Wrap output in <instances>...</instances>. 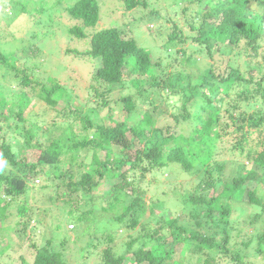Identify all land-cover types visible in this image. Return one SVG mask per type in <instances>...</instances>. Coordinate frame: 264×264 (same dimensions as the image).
Here are the masks:
<instances>
[{"label": "trees", "instance_id": "1", "mask_svg": "<svg viewBox=\"0 0 264 264\" xmlns=\"http://www.w3.org/2000/svg\"><path fill=\"white\" fill-rule=\"evenodd\" d=\"M119 1L128 12L140 7H150L148 0ZM249 1L195 0L196 9L204 11L199 15L203 16L202 22L191 24V28L197 30V35L192 39L197 43L196 51L214 59L217 53L221 56L229 55V51L240 49L239 47L242 46V48H250L255 52L254 56H257L264 40V18L262 14H253L248 5ZM111 4L107 9L114 8ZM32 12L37 14H31ZM56 13L60 19L63 16L71 21L79 20L81 26L70 24L69 31L75 37L84 39L88 30L84 26L90 29L96 27L100 19V6L98 0H76L72 5L69 3L66 5V0L38 2L0 0V68L2 67L8 75H13L15 72L14 79H17L19 89H22L20 100L16 103L20 107L19 112L13 113L12 108L9 107L10 102H7L4 96L0 98V106L3 107L0 108V158L9 165L8 170L0 163V230L5 219L15 210L18 215L16 225L24 232L28 233V230L33 228V224L39 223L28 203L15 205L12 202L20 196L27 197L33 188H36L38 178L54 177L59 179V195L66 199L64 211L69 216L68 222L74 223L73 228L77 227L76 230L83 223L93 225L94 209L97 208L98 200L99 206L105 213L115 214L112 219L118 221L121 227L133 231L139 230L141 226V231L145 232L135 239L132 238L134 236L129 235L123 246L116 244L114 231L88 232L85 238L87 245L79 250V264H86L85 259L91 256H94L99 264H163L175 253L177 244L181 241L186 244L191 242L195 253L205 257L203 264H219L223 258L220 256L226 253L227 245L231 240V224L237 220L236 218H240V216L234 217V213L242 210L240 206H236L238 202L246 201L244 199L246 197L260 210L257 216L263 217L264 221V193L262 197H257L255 190H248L243 194L241 189V186L248 185L251 179L256 180L260 172L264 173V74L261 73L260 65L249 69L250 75L253 74V70L257 71L258 76L262 75L259 80H254L253 76L245 78L238 65L234 67L232 57L226 62L223 73L220 72V67L216 66L215 60L206 69L194 70V73L183 74L176 69L168 72L166 68L170 69L171 66L175 68L174 64L185 68L197 66L201 58L184 51L187 55L186 60L166 63L161 57L159 60L154 58L150 48L140 46L134 37H124L117 27L97 29L90 37L88 50L83 53V56L98 64L92 76L93 81L105 86L107 88L105 91L109 92L113 86L123 85L127 81L126 75L130 73L138 76L132 80L135 85L138 84L139 77H142L150 81L148 84L151 88L159 90L168 87L172 94L180 92L183 96L182 106L173 117L175 126L186 125L190 128L189 135L180 133L170 126H155V115L149 111L142 115L137 126L116 120H113V126H108L95 123L94 119L86 116L81 117L82 133L77 134L72 126H68L64 134L60 135L62 138L46 139L47 143H44L36 130L25 127L21 134L24 135L27 146L15 150L13 145L1 140L2 122L7 121L11 114L19 120H25L23 109L28 105L29 96L23 87H32L34 84V77L29 74L31 68L25 64L20 65L17 52L21 50L25 55L24 48L26 44H30L34 48L33 52L38 50L39 54V49L33 46V41L38 39L37 33L31 32V36H27L28 39L24 38V35L35 22L42 23V19L44 20L46 16L54 22ZM19 18H22V21L16 23ZM176 38L183 41L178 33H175L170 40ZM5 46L11 49L4 51ZM71 51L82 56L78 50ZM166 53L165 58L169 60L171 55H177L170 53L169 50H166ZM170 62L172 65H169ZM225 71L227 74H224ZM196 76L200 83L193 85L191 80ZM50 80L51 86H42L38 96L49 105H55L53 95L63 90L64 94L62 92L60 94L69 102L70 96L66 95L65 88L56 83L55 79ZM177 80L179 86L176 84ZM225 85H229L230 90L237 86L241 87L237 92L233 109L228 111L234 123L238 120L241 122L234 131L238 137L232 149L245 155L244 157L249 159L248 163L252 161L255 165L249 172H244L250 163L249 165L240 163L238 168L240 175L232 177L227 182L221 174L226 165H220L219 175L215 176V169L210 166V161L217 155V141L231 137L233 133H229L222 125L220 111L211 112L207 119L204 118L214 102L211 95ZM92 86L91 89L100 94L99 89ZM121 99L128 113L135 110L136 104L131 95ZM240 109L243 112H239ZM109 119L112 120L111 117ZM255 133L259 135V143L256 147L250 144V137ZM65 139L69 141L66 142ZM259 146H263L261 151L257 149ZM65 151L74 153L71 163L77 160L76 154L80 151L93 154L90 165L83 161V167L86 169L78 179H75L72 170L47 171V167L57 170L60 157ZM101 152H104L103 158L100 157ZM171 167H177L184 174L201 180L202 191L213 189L215 192L224 184V190L219 196L208 197L195 191L179 197L181 204L192 203L196 206V218L203 215L211 218L218 232L215 231L212 235L191 232L187 236V230L176 225V219L170 213L162 214L161 220L164 226L155 230H151L149 224L142 222L147 209L142 198L145 191L141 189V184L147 183L155 188L159 187V176ZM11 168L18 171L13 173L10 171ZM148 175L151 176L152 181L147 179ZM110 180L113 183L109 185L103 198L93 196L92 192L95 189ZM86 196L87 199H84ZM82 200H86L84 203L92 207L80 213ZM65 205L68 207L67 211ZM153 210H155L154 206L152 212ZM197 223L202 225L201 222ZM57 228L59 229L60 226ZM31 231L28 236H31ZM174 232L178 233L177 239L167 241V237L172 236ZM79 239L81 236L76 235L75 241L71 243ZM257 240L258 253H262L264 232L258 235ZM65 243L67 251L73 250L72 246L75 244H68L67 239L59 244L58 250L53 247V239L41 245L32 244L36 253L30 263L23 258L24 264H70L66 260ZM3 250L4 248L0 247V256Z\"/></svg>", "mask_w": 264, "mask_h": 264}, {"label": "rangeland", "instance_id": "2", "mask_svg": "<svg viewBox=\"0 0 264 264\" xmlns=\"http://www.w3.org/2000/svg\"><path fill=\"white\" fill-rule=\"evenodd\" d=\"M33 1L38 2L39 0ZM75 1L66 0V5L67 3L72 5ZM148 1L150 2L149 8L140 7L128 12L123 8L119 0H98L100 19L93 29L83 25L88 29L86 31L87 37L84 39L75 37L69 31L70 24L81 26V22L77 19L71 21L63 16L60 19L56 13L54 22L48 16L45 18H48L47 20L44 19V21L42 19V23L35 22L34 25H37V27L33 25L27 31V34L23 35L24 38L28 39L31 36L30 33L36 31L38 39L33 41V46L39 49V54L38 50L33 52L34 48L30 44H26L24 48L26 58L21 53V50L17 52L18 60L21 62L20 65L25 64L30 67L31 71H29V74L34 77L32 87H23V90L29 96L28 105L23 109L25 120H19L11 114L7 121L2 122L1 140H5L6 143L13 145L15 150H18L23 146H27L25 137L21 134L25 127H31L36 130L44 143H47L46 139L55 140L62 138L60 135L64 134L68 126H72L75 133H82L81 117L89 116L90 119H94L95 123L99 122L108 126L114 125L113 120L118 122L126 121L130 126H137L142 119V115L147 111L155 115V126H170L174 130L180 131V133L184 132L185 135H189L191 132L190 128L186 125L175 126L173 117L182 106L183 96L180 92L179 94H172L168 87L160 88L159 90L151 88L150 84H148L150 81L142 77H139V82L135 85L132 80L138 76L130 73L126 75L127 81L123 85H115L109 92L105 91L107 89L105 86L98 85L93 81L92 76L98 64L91 61L87 56H83V53L88 50L90 37L97 29L117 27L124 37H134L140 46L146 49L150 48L149 50L152 51L154 58L159 60V57H161L166 63L174 60L177 62L186 60L187 55L185 52H190L195 57L201 58L197 66L185 68L174 64L175 68H172V66L170 69L166 68L168 72L176 69L177 71H182L183 74L194 73V70L206 69L215 60L216 66L220 67V72L223 73L226 62L232 57L234 67L238 65L245 78L253 76L254 80H259L262 77V75L258 76L256 70H253V74L250 75L249 69L255 65H260L261 73L264 74V40L260 45L261 48L257 56H254L255 52L250 48L246 49L241 46L239 47L240 49L229 51V55L221 56L220 53H217L212 59L198 53L196 51L197 43L192 40L197 35V30H193L191 24L201 23L203 16L199 15L204 12L196 9L197 3L195 0ZM110 4L114 8L107 9ZM248 5L253 14H262L264 18L263 0H250ZM31 14H37V12H32ZM21 21L22 18H19L16 23ZM175 33L180 34L183 41L179 38L170 40ZM4 49L9 51L11 48L5 46ZM72 49L78 50V53L82 56L76 55V53L71 51ZM229 49L230 46L228 47ZM166 50H169L170 53H177V55L173 54L170 56V60L166 59ZM169 65H172V62ZM14 74L8 75L2 67L0 68V98L4 96L7 102H10L9 107L12 108L13 113L20 111V107L16 103L20 100L22 90L19 89L17 79H14ZM224 74H227V71ZM197 77L191 80L193 85L200 83ZM50 79H55L56 83L65 88L66 95L70 96L69 102L64 95L60 94V92L64 94L63 90L53 95V100L56 102L55 105H49L43 98L38 96L42 86H51ZM176 84L179 86L178 80ZM92 85L99 89L100 94L91 89ZM229 90V85H225L211 95L214 102L204 117L207 119L209 113L216 110L220 111L222 125L229 133H233L231 137H224L217 141V155L210 161V166L215 169V176L219 175L218 167L223 164L226 165V168L221 172L226 182L230 181L232 177L240 175L238 169L240 163L245 165L250 163L244 172H249L250 168L255 167L252 161L248 163L249 159L247 160L244 157L245 155L239 154L232 149L238 137L237 134H234V131L241 122L238 120L234 123L230 119L228 111L233 109V104L237 100V92L241 90V87L237 86L235 89ZM128 95L132 96L136 104L135 110L131 113L124 109L121 99ZM0 108L3 109L1 106ZM239 112H243L242 109ZM258 137L257 133L250 137V144H253L254 147L259 143ZM65 141L68 142L69 140L65 139ZM262 148L263 146H259L257 149L261 151ZM73 154L71 151L63 152L57 165V170L47 167V171L57 172L59 170L66 172V170H72L75 174V179H78L86 169V167H83V161L85 160L90 165L93 154L80 151L76 154L77 160L71 163ZM103 154L104 152H101V158L104 157ZM0 163L8 169L9 165L1 158ZM10 171L16 173L18 169L11 168ZM258 172H260V169ZM150 177L148 175L147 179L152 181ZM58 182L59 179L54 177L49 179L45 176L38 178L36 180V188H33L27 197L20 196L12 202L15 205L24 202L28 203L32 207L33 215L39 223L32 225L33 228L28 230V233L30 234V231H33H31V236H28V233L16 225L18 220L17 211L11 212L3 222L0 230V247L4 248V252L0 256V264H24L23 258L30 263L36 253L32 244L41 245L50 239H53V247L57 250L59 244L66 239L68 244H75L72 246L73 250L67 251L65 243L66 260L70 264H79V250L86 247L87 241L85 238L88 232L114 231L118 246L127 241L129 235L134 236L132 238L135 239L139 235L145 234L144 231H141V226H139V230L133 231L121 227L118 221L116 222L112 219L115 214L105 213L99 206L98 200L96 201L97 208L94 209L95 221L93 225L83 223L78 230H76L77 227L71 228V225L74 226L75 224L68 222L69 216L64 211L66 199L59 195ZM111 183H113L112 180L106 181L92 192L93 196L100 199L103 198ZM158 183L159 187L157 188L147 183L141 184V189L145 191L142 198L147 209L142 222L149 224L151 230L164 226L161 220L162 214L170 213L176 219V225L187 230V236L191 232L212 235L215 231H219L211 222V218L205 215L196 218V206L192 203L181 204L179 202L181 198L179 197L186 195L187 192L192 193L195 191L208 197H212V195L219 196L224 190V184L215 192L213 189L202 191L203 184L201 180L184 174L177 167H171L170 170L166 169L159 176ZM241 189L243 194H246L248 190H255L256 196L262 197L264 193V173L260 172L256 180L251 179L248 185L243 184ZM84 199H87V196ZM244 199L246 201L236 204L242 210L234 213V217L240 216V218H236L237 220H234L231 224V240L227 245L226 253L220 254V257L223 258L219 261V264H264V247L262 253H258L257 250V237L264 232L263 217H258L260 210L251 204L246 197ZM82 201L80 213L92 207L84 203L86 200ZM65 206L67 211L68 207L67 205ZM153 206L155 210L152 212ZM116 212L118 213V210ZM197 222H201L202 225H198ZM57 226H60V228L58 229ZM76 235L81 236V239L71 243V241H75ZM177 236L178 233L174 232L172 236L169 235L167 237V241H175ZM204 260L205 257L203 255L195 253L194 248L191 247V242L186 244L181 241L177 244L175 253L166 259L163 264H203ZM85 262L86 264H99L94 256L85 259Z\"/></svg>", "mask_w": 264, "mask_h": 264}, {"label": "clouds", "instance_id": "3", "mask_svg": "<svg viewBox=\"0 0 264 264\" xmlns=\"http://www.w3.org/2000/svg\"><path fill=\"white\" fill-rule=\"evenodd\" d=\"M34 33H36V31ZM71 228H73V225H71Z\"/></svg>", "mask_w": 264, "mask_h": 264}]
</instances>
